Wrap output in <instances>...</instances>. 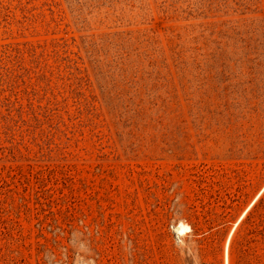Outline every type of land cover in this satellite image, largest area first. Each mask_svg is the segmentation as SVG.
I'll return each instance as SVG.
<instances>
[{
    "label": "rangeland",
    "instance_id": "rangeland-1",
    "mask_svg": "<svg viewBox=\"0 0 264 264\" xmlns=\"http://www.w3.org/2000/svg\"><path fill=\"white\" fill-rule=\"evenodd\" d=\"M239 262L264 264V0H0V264Z\"/></svg>",
    "mask_w": 264,
    "mask_h": 264
},
{
    "label": "trees",
    "instance_id": "trees-1",
    "mask_svg": "<svg viewBox=\"0 0 264 264\" xmlns=\"http://www.w3.org/2000/svg\"><path fill=\"white\" fill-rule=\"evenodd\" d=\"M245 253H246V251H243V253H242V257H243V258H244V256H245ZM239 264H244V263L239 262Z\"/></svg>",
    "mask_w": 264,
    "mask_h": 264
}]
</instances>
